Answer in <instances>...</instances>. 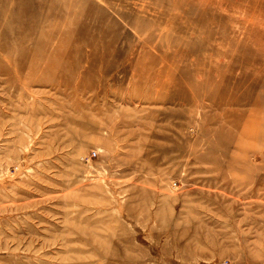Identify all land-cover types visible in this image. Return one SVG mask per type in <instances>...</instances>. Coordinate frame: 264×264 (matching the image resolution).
<instances>
[{"label": "rangeland", "instance_id": "obj_1", "mask_svg": "<svg viewBox=\"0 0 264 264\" xmlns=\"http://www.w3.org/2000/svg\"><path fill=\"white\" fill-rule=\"evenodd\" d=\"M263 5L0 0V264H264Z\"/></svg>", "mask_w": 264, "mask_h": 264}, {"label": "bare ground", "instance_id": "obj_2", "mask_svg": "<svg viewBox=\"0 0 264 264\" xmlns=\"http://www.w3.org/2000/svg\"><path fill=\"white\" fill-rule=\"evenodd\" d=\"M255 1H257V0H255ZM260 1V0H259ZM244 2V1H243ZM254 3V2H253ZM252 3V4H253ZM255 4V3H254ZM241 6V5H240ZM243 6V5H242ZM245 6V8H246V5H244ZM254 6V5H253ZM264 6V5H263ZM255 7H257V6H255ZM248 8H251V7H248ZM255 9H258V10H260V11H258L259 12V14H260V16L262 15V17H263V20H264V8L261 6L260 8H255ZM249 10H251V9H249ZM254 10L252 9V12H253ZM255 12V11H254ZM246 13H248V12H246ZM248 19V18H247ZM246 19V20H247ZM248 21H250V20H248ZM262 22V21H261ZM261 22H259V26H260V28H263V24L261 23ZM253 27V26H252ZM251 33V32H250ZM253 34H254V36L257 38L256 40H259L261 43H264V31H254V32H252ZM42 35V34H41ZM259 47V46H258ZM261 47V49H262V47H264L263 46V44H262V46H260ZM264 49V48H263ZM262 49V50H263ZM263 53H264V51H263ZM40 61V60H39ZM264 63V62H263ZM30 65V64H29ZM261 119H263V118H261ZM264 121V120H263ZM260 129V128H259Z\"/></svg>", "mask_w": 264, "mask_h": 264}, {"label": "built area", "instance_id": "obj_3", "mask_svg": "<svg viewBox=\"0 0 264 264\" xmlns=\"http://www.w3.org/2000/svg\"><path fill=\"white\" fill-rule=\"evenodd\" d=\"M96 155V152L93 150L91 154H89V157Z\"/></svg>", "mask_w": 264, "mask_h": 264}]
</instances>
